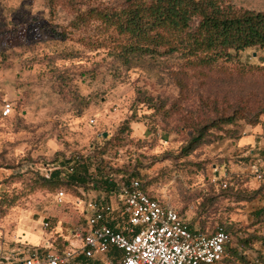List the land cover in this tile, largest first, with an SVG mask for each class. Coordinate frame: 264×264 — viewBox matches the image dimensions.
I'll return each instance as SVG.
<instances>
[{
    "label": "rangeland",
    "instance_id": "rangeland-1",
    "mask_svg": "<svg viewBox=\"0 0 264 264\" xmlns=\"http://www.w3.org/2000/svg\"><path fill=\"white\" fill-rule=\"evenodd\" d=\"M128 2L0 0V168L12 175L9 212L50 219L48 228V221L42 225L49 231L81 223L71 204L57 200L64 192L66 203L74 202L81 191L43 179L74 157H90L91 185L104 174L135 175L190 225L230 228V247L264 264V246L251 242L264 237V218L256 219L264 201H243L250 191L241 183L205 181L216 166L243 160L239 137L264 129V49L209 66L163 56L164 50L127 57L116 32L94 17L122 11ZM232 5L264 12V0ZM5 102L14 107L7 119ZM229 118L233 123L225 122ZM199 132L204 142L186 156ZM83 193L95 195L91 188Z\"/></svg>",
    "mask_w": 264,
    "mask_h": 264
},
{
    "label": "trees",
    "instance_id": "trees-1",
    "mask_svg": "<svg viewBox=\"0 0 264 264\" xmlns=\"http://www.w3.org/2000/svg\"><path fill=\"white\" fill-rule=\"evenodd\" d=\"M69 1L74 6L78 4V0ZM128 1L127 7L122 11L96 13L94 17L100 20L105 28L109 27L116 32L117 38L121 39L118 47L121 46L127 57L154 56L164 50L163 56L173 57L179 54L188 59L193 58L197 64L209 66L219 60L233 59L249 49H264V12L237 9L232 5L233 0ZM225 122L231 124L233 119L229 118ZM258 124V119L252 123L254 127ZM242 137H239V140ZM203 140L204 133L199 132L184 149L185 155L193 152L204 142ZM89 159L90 157L77 156L70 159L64 168L49 169L50 174L47 172L44 175V183L73 187L81 191L78 197H82V194H85L83 192L88 188L98 194H111L121 177L128 182L133 179L141 180L135 175L116 176L111 173L104 174L103 181H95L91 185L93 180L88 175ZM70 169L73 172H70ZM97 173L103 174L100 167L97 168ZM8 179L3 182L6 186ZM246 180L245 176H230L226 183H232L230 184L232 187L239 183L247 186L250 195L243 197V201L250 202L255 199L264 201V181L258 189H250L245 183ZM225 186L228 188L227 184ZM143 189L148 192L145 183ZM148 194L153 197L152 193L148 192ZM7 212H9L8 194L5 193L0 202V216L6 215ZM263 218L264 209H261L256 213V219ZM190 227L201 233L212 230L204 231L192 225ZM222 228L229 234L230 241L225 246V255L221 264H253L246 255L230 247L231 230ZM251 242H261L264 246V237H253ZM249 246L250 241L243 243L244 249Z\"/></svg>",
    "mask_w": 264,
    "mask_h": 264
},
{
    "label": "built area",
    "instance_id": "built-area-1",
    "mask_svg": "<svg viewBox=\"0 0 264 264\" xmlns=\"http://www.w3.org/2000/svg\"><path fill=\"white\" fill-rule=\"evenodd\" d=\"M13 112V105L5 102L2 117ZM256 178L264 177L257 173ZM143 184L121 177L111 194H83L67 203L59 192V206L71 204L85 218L82 227L70 232L81 246L65 251L33 248L17 264H76L80 258H103L107 264H221L229 234L222 227L192 230L176 208L163 197L149 196Z\"/></svg>",
    "mask_w": 264,
    "mask_h": 264
},
{
    "label": "crops",
    "instance_id": "crops-1",
    "mask_svg": "<svg viewBox=\"0 0 264 264\" xmlns=\"http://www.w3.org/2000/svg\"><path fill=\"white\" fill-rule=\"evenodd\" d=\"M238 149L243 154L241 156L243 160L236 164L230 162L229 165L216 166L214 176L205 178L207 183H226L230 176H245L247 179L245 183L250 189L259 188L264 179L258 181L256 174L259 173L264 177V163L258 166L251 159L259 157L264 159V129L260 127L254 132L245 134L238 142ZM246 149H249V151L247 152ZM10 175L8 169L0 168V202L8 190L3 182ZM97 194L95 193L94 196ZM76 213L80 214L79 212ZM80 216L82 218V220L80 219L81 223L70 222L65 228H63V223H59L51 231L44 229L42 226L48 219L40 221L35 219L28 211H10L4 216H0V264H17V261L27 256L29 250L33 248L60 251L80 247L81 242L70 233L85 224V218L81 214ZM49 221L47 228L50 225ZM76 264L107 263L103 258L91 260L80 258L76 261Z\"/></svg>",
    "mask_w": 264,
    "mask_h": 264
},
{
    "label": "water",
    "instance_id": "water-1",
    "mask_svg": "<svg viewBox=\"0 0 264 264\" xmlns=\"http://www.w3.org/2000/svg\"><path fill=\"white\" fill-rule=\"evenodd\" d=\"M47 222V221H46Z\"/></svg>",
    "mask_w": 264,
    "mask_h": 264
}]
</instances>
